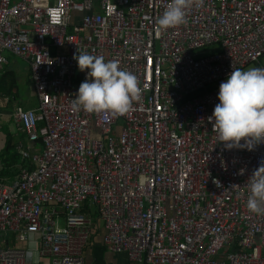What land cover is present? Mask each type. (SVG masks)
Returning a JSON list of instances; mask_svg holds the SVG:
<instances>
[{
	"label": "built area",
	"instance_id": "1",
	"mask_svg": "<svg viewBox=\"0 0 264 264\" xmlns=\"http://www.w3.org/2000/svg\"><path fill=\"white\" fill-rule=\"evenodd\" d=\"M170 2L0 0V77L6 51L30 64L40 104L15 117L44 145H20L33 167L0 183V264H87L94 214L101 243L130 264H264V215L247 209L264 143L226 150L208 119L233 70L264 68V0L191 3L162 32ZM79 52L138 78L126 114L73 111ZM35 237L47 261L33 259Z\"/></svg>",
	"mask_w": 264,
	"mask_h": 264
},
{
	"label": "clouds",
	"instance_id": "2",
	"mask_svg": "<svg viewBox=\"0 0 264 264\" xmlns=\"http://www.w3.org/2000/svg\"><path fill=\"white\" fill-rule=\"evenodd\" d=\"M191 3L201 6L203 0H171L157 20L159 30L184 24ZM74 58L79 71H88L73 99V111L118 116L126 114L132 102L140 99V81L133 73L121 69L118 61H105L103 56L87 52H79ZM217 98L219 102L208 119L226 150L251 151L264 143V68L233 70L219 85ZM247 209L264 215V164L252 175Z\"/></svg>",
	"mask_w": 264,
	"mask_h": 264
},
{
	"label": "crops",
	"instance_id": "3",
	"mask_svg": "<svg viewBox=\"0 0 264 264\" xmlns=\"http://www.w3.org/2000/svg\"><path fill=\"white\" fill-rule=\"evenodd\" d=\"M9 62H8V66L14 70L16 77H17V82L19 83L20 79L18 77L17 72L19 71L17 69V62L14 61L11 63L9 57L7 56ZM23 60H25L24 58H22ZM26 61V60H25ZM28 62V61H26ZM29 66V71H28V81L31 83L32 79H31V69H30V64L28 63ZM6 70V69H5ZM5 73V72H4ZM1 78V77H0ZM1 84V82H0ZM31 92L32 94H36L35 91V87L33 85V82L31 83ZM16 93H18L17 89L15 90ZM38 99V104L35 107H31V108H24L23 106H21L17 100V97L14 95H6L5 91H0V103H1V111H0V154L4 151L7 141H8V134L11 135L12 140L14 141V143L16 144V153L18 154V156L20 157L19 160H17L16 163V167L19 172L18 174H16L14 177H12L11 175L7 176L2 182L5 183H12L13 181H15L18 177V175L20 174L21 170L25 167L28 168H32V163L31 160L29 159H25L19 152V146L21 145L26 151H29L31 154L33 153H41L44 149V145L40 142H32L30 141L29 137L27 136V134L20 128V125L15 117V110L17 108H23L25 110H35L39 107V98L37 96ZM1 159V158H0ZM95 216V224L97 226L96 231H98L99 235L97 237V242L101 243L102 242V237H101V233H102V222L99 220L98 215L94 214ZM37 237L34 238V254L33 259H36L38 261L44 262L47 261L48 259H42L39 254L38 251L36 250L37 244L35 243ZM12 243L15 244V241L12 240ZM86 259H87V264H92V256H91V247L86 250ZM107 260L109 264H130V260H129V256L127 253H120V254H114L112 252L107 253Z\"/></svg>",
	"mask_w": 264,
	"mask_h": 264
},
{
	"label": "trees",
	"instance_id": "4",
	"mask_svg": "<svg viewBox=\"0 0 264 264\" xmlns=\"http://www.w3.org/2000/svg\"><path fill=\"white\" fill-rule=\"evenodd\" d=\"M0 91H5V94L16 96L15 90L17 89V77L13 69L6 66L5 73L0 78ZM0 183L9 175L14 177L18 174L19 170L16 167V161L19 156L16 153V144L8 134V141L4 151L0 154ZM92 264H109L107 260L108 250L105 245L95 242L91 245Z\"/></svg>",
	"mask_w": 264,
	"mask_h": 264
},
{
	"label": "rangeland",
	"instance_id": "5",
	"mask_svg": "<svg viewBox=\"0 0 264 264\" xmlns=\"http://www.w3.org/2000/svg\"><path fill=\"white\" fill-rule=\"evenodd\" d=\"M20 0H13V2H18ZM219 45H215V46H209L205 49V52L202 53V55H206V54H210L213 52H216L219 50ZM5 55L9 57L11 63L16 61L17 62V69L19 70L17 72L18 77L20 79L18 86H17V91L18 93H16V97L17 100L19 102V104L21 106H23L24 108H31V107H35L38 104V99L37 96L35 94H32V90H31V83L28 81V71H29V66H28V62H26L25 60H23L21 57L6 51ZM249 68H254L253 65L248 66L245 69L242 70H247ZM97 130L94 129L93 130V137L96 138L97 137Z\"/></svg>",
	"mask_w": 264,
	"mask_h": 264
},
{
	"label": "water",
	"instance_id": "6",
	"mask_svg": "<svg viewBox=\"0 0 264 264\" xmlns=\"http://www.w3.org/2000/svg\"><path fill=\"white\" fill-rule=\"evenodd\" d=\"M0 111H1V103H0Z\"/></svg>",
	"mask_w": 264,
	"mask_h": 264
}]
</instances>
